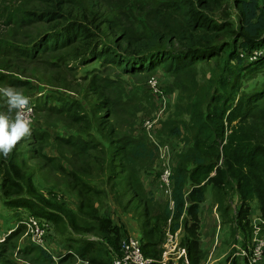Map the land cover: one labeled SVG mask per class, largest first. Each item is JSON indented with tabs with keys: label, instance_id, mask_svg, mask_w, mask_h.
I'll use <instances>...</instances> for the list:
<instances>
[{
	"label": "trees",
	"instance_id": "16d2710c",
	"mask_svg": "<svg viewBox=\"0 0 264 264\" xmlns=\"http://www.w3.org/2000/svg\"><path fill=\"white\" fill-rule=\"evenodd\" d=\"M0 20L12 30L35 31L20 43L0 37V54L3 49L10 50L18 59L33 64L77 60L78 79L95 98L89 111L78 94V98L69 94L75 92L64 83L56 87L66 93L47 91L38 105H34L37 113L68 121L72 134L55 135V143L69 146L84 158L97 146L101 147L98 153H102V161L96 170L107 173L104 187L114 183L109 193L101 192L95 188L96 182L86 178L94 171L95 156L91 170L83 167L77 172L58 167L67 175L80 200V212L85 213L92 195L103 193L121 204L128 199L121 209L124 213L133 211L138 220L141 252L154 261L161 258L168 219L171 218V230L175 231L182 218L181 246L185 257L188 256L189 264H199L205 258L198 234L200 207L211 190L217 215L223 223L233 225V235L239 233L247 242L251 232L249 218L254 210L251 203H256V210L264 219V2L24 0L16 4L0 0ZM200 64L210 67L212 74L207 85V101L198 95L196 76ZM159 72L171 77L172 89L178 92L176 113L187 118L178 122L185 133L174 126L169 132L161 131L158 137L159 142L172 139L183 142L172 169L173 210L167 203H159L151 190L140 184V173L145 169L143 159L153 161L157 157L156 146L136 128L138 116L152 106L151 97L136 84H132L129 92L122 86L126 77H150ZM18 74L29 78L24 72ZM0 78L7 79L16 89L36 87L30 81L1 74ZM249 82H253L251 87ZM116 89L120 92L114 99ZM146 100L144 107L142 102ZM121 104L127 107L128 121L126 132L119 135L112 120ZM31 129L32 138L40 141L53 134L47 128ZM39 147V155L54 164L56 157L44 155L42 146ZM13 150L7 157L0 154V171H5L0 177L2 191L6 185L14 190L23 189L9 176L8 167L15 157ZM6 197V206L27 209L54 226L66 221L74 230L83 229L57 204L29 197ZM131 204L134 205L130 209ZM94 222L106 245L100 239L90 241L72 234L65 241L75 244V253L88 259L89 264H110L111 254H119V240L126 238L128 232L112 218L100 217ZM7 243L1 244L0 249ZM35 248L42 259L51 258L40 247ZM230 264L239 263L232 259Z\"/></svg>",
	"mask_w": 264,
	"mask_h": 264
},
{
	"label": "rangeland",
	"instance_id": "374dc122",
	"mask_svg": "<svg viewBox=\"0 0 264 264\" xmlns=\"http://www.w3.org/2000/svg\"><path fill=\"white\" fill-rule=\"evenodd\" d=\"M9 1L16 2V4L24 2V0ZM259 2L261 4L264 0H259ZM34 33L35 31L30 28H15L12 30L11 28L2 25V21L0 20V37L7 38L9 42L20 43L25 37H31ZM3 34H7V36L4 37ZM47 62L48 61H40L33 64L23 59H18L10 50L4 51L3 49L0 54L1 75L7 78H18L30 81L36 86L31 88L25 86L17 89L25 96L31 98L30 104L33 108L31 128L35 127L39 128V130L47 128L53 132L50 138L45 141H40L39 138L33 139L32 135H30L29 137L23 138L14 147L13 151H15V157L13 158L11 165L8 167L10 173L9 176L15 178L23 189L14 190V187L11 188L6 185L3 191L0 190V245L5 244L6 241L8 242L3 249H0V264H79V262L88 261V259L79 257L75 253L77 246L72 244L69 240L65 241V238L68 237L69 234H72L79 237H86L90 241H98L100 239V242H102L101 244L106 245V240H102L100 234L96 231V225L94 222L96 218L100 217L112 218L115 222L125 225L126 228L128 227V229L129 227H135L138 230L137 235L140 238L138 220L134 217L133 211L129 210L127 213H124L121 209L128 199H125L122 204L116 203L113 202L114 200L112 201L113 198H111V196H105L103 193H100L99 195H92L89 197L90 200L87 201L89 207L86 209L85 213L79 211L81 208L80 206H82L80 205V200H78L76 192L73 191L71 182H68L66 178L67 175L63 174L58 167L64 166L68 169L72 168V170H76L77 172L83 167L87 170H91L93 168L92 162L95 156L94 171H92L91 174H87L86 178L92 183L96 182L97 185L95 188L101 192L106 190V192L109 193V187L114 183H110V185L104 187L107 173L97 172L96 170L97 165L102 161V153H98V150L101 149L100 146H97L96 150L91 151L88 158H84L79 153H75V150L69 146L55 143L53 141L55 135L72 134V130H69L70 126L68 125V121L64 118L47 115L46 113L35 112L34 105H38L45 93L53 90L60 92L63 91V89L56 86L64 83L74 90L75 93H69L71 96H76L78 98L79 95V99L82 104L85 105L87 110L90 111V106L95 104V98L85 90L83 81L78 79L80 74V64L77 60L66 61L60 59L54 61L53 65H50ZM211 66L213 67V65ZM20 71L24 72L26 74L24 76H28L29 78L20 76V74H18ZM211 75L210 67L203 64L198 65L196 80L198 82V95L201 100H208V97L205 96L208 94L207 85L208 80L211 79ZM151 77H154L156 80L155 90H152L148 86V81ZM7 81V79L0 78V88L11 86ZM132 84L145 88L148 91V95L151 97L150 101L152 106L146 107L148 100L142 102L143 106L149 111L138 116L139 125L138 127L136 126V128H139L140 132L145 136L147 141H150L153 134V140L159 142V133L161 131L163 132L164 129L169 132L174 126H178L181 132L185 133L182 125L178 124V122H183L187 118L185 115H178L176 113L178 92L172 89V79L168 74L159 72L150 77H126L125 81L122 82L124 91L129 92V90H131L130 88H132ZM249 85L251 87L253 82H249L248 86ZM63 92L66 93V91ZM119 92L120 91L117 89L113 91L112 97L117 99ZM138 104L139 103L137 102L135 106H138ZM0 113L9 114L6 98H4L2 94H0ZM100 116H102L101 113ZM145 120L149 121L150 124H154V127H152V133L147 134L142 130V122ZM127 121V107L121 104L115 111V117L112 120V124L115 125L119 135L126 132L125 124ZM159 144L168 147V153L166 156L170 157L169 164H171L173 169L176 163L175 158L183 148V142L180 139H172L167 140L166 142H159ZM40 145L42 146L41 149L43 150L42 152L44 155L56 157V162L54 164H52V162H46L39 155L38 150ZM157 158L158 155L153 161H150L148 158L143 159L142 164L145 169L140 173V184L145 190H151L155 199L160 201L159 203L168 204V200L163 198L159 192V177L163 165L156 162ZM4 172L5 171H0V177L5 175ZM114 190H118V188L115 187ZM7 195L11 196V198L29 197L33 200L41 199L52 204H57L65 208L70 214L69 219L75 220L74 222L80 227H83V229L82 231L74 230L71 226H67L66 221L64 224L59 223L54 226L50 222L36 218L27 209L6 206L4 202ZM204 203L213 204L211 190L207 191L206 201ZM204 203L202 206H204ZM133 205L134 204H131L130 209ZM202 206L200 208H202ZM251 206L254 209L253 213L255 214V218L259 219V217H257L258 212L256 210V203H251ZM84 210L85 209L83 208V211ZM217 216L220 221L219 229H216L214 221L211 222L207 229L209 241L202 243V248L206 252L211 251V249L217 245V248L213 250V255L211 256L209 264H224V259L227 257L226 254L230 250H236L235 245L237 244V240L236 235H233L232 233L233 225L227 222L223 223L220 216ZM252 217L253 215L249 218L251 227V232L248 237L249 239H247L249 245L252 244L254 237L253 226L251 225V222L253 221ZM30 218H34L40 226L44 228L45 233H43L42 243L39 245L37 239L33 238L32 234L27 229L26 222ZM181 220L179 221L180 225ZM259 225L261 228V237L264 238V220ZM202 230L203 228L201 229V232ZM126 238L121 241L119 240V249ZM183 239L184 234H182V237L181 235L179 237L180 248H183L181 246ZM31 246H34V248H28ZM35 247H40L49 254L51 258L49 260L42 259ZM162 250H164L163 247ZM21 252H24V254ZM111 255L112 260L113 256L117 254L112 253ZM68 256L69 258H67ZM63 259L64 261H62Z\"/></svg>",
	"mask_w": 264,
	"mask_h": 264
},
{
	"label": "built area",
	"instance_id": "2783aa9c",
	"mask_svg": "<svg viewBox=\"0 0 264 264\" xmlns=\"http://www.w3.org/2000/svg\"><path fill=\"white\" fill-rule=\"evenodd\" d=\"M156 80L154 77H151L148 81V86L155 90ZM33 114V112H32ZM31 114V116H32ZM142 129L145 133H152V127L154 124H150L149 121L145 120L142 122ZM150 141L157 148L158 158L157 163L162 164L163 168L160 172L159 182V192L163 198L168 200V205L170 210H173V202L171 200V191H172V167L170 162V157L166 156L168 153V147L166 145H160L153 140V134ZM167 150V151H166ZM260 216V215H259ZM257 216V217H259ZM253 221L251 225L253 226V240L252 244L246 251H239V256L246 260L247 264H263L264 260V238L261 237L260 225L262 223L261 216L259 219L252 217ZM182 219V218H181ZM27 229L32 234L33 238L37 239L38 245L42 243V235L45 233L44 228L34 219L30 218L26 222ZM167 231L164 233V243L162 245L163 249L161 253V258L159 261H154L143 256L141 252V241L140 238L134 236H128L125 241L122 242L119 249V254L113 256L111 264H171V258L175 254H179V258L183 259L184 263L187 264L185 257V250L179 246V237L181 235V225L174 232L171 230V218L168 219ZM79 264H89L88 261L79 262Z\"/></svg>",
	"mask_w": 264,
	"mask_h": 264
},
{
	"label": "clouds",
	"instance_id": "9594fccd",
	"mask_svg": "<svg viewBox=\"0 0 264 264\" xmlns=\"http://www.w3.org/2000/svg\"><path fill=\"white\" fill-rule=\"evenodd\" d=\"M6 98L8 113H0V154L7 157L23 138L31 135V98L8 86L0 88Z\"/></svg>",
	"mask_w": 264,
	"mask_h": 264
},
{
	"label": "crops",
	"instance_id": "0c3cea01",
	"mask_svg": "<svg viewBox=\"0 0 264 264\" xmlns=\"http://www.w3.org/2000/svg\"><path fill=\"white\" fill-rule=\"evenodd\" d=\"M251 215L254 216L255 214L252 212ZM257 215L259 216V213H257ZM213 221L216 224V229H219L220 221H219L218 216L216 215V206L214 204L204 203V206H202V208H200L199 231H198L199 240H200L199 241L200 242V247H201L202 250H203L202 243L209 241V237L207 236V229H208L210 223L213 222ZM202 228H203V230L201 232ZM126 230L128 232V236H134V237H138L139 238V236L137 235L138 234V230L135 227H132V228L129 227V229L127 227ZM166 231H167V227L165 226L164 231H163V237H164V233ZM182 234H183V229L181 228V237H182ZM236 240H237V242H236L237 244L235 245L236 250L235 251L230 250L226 254L227 257L224 259V262H225L224 264H230V261L232 259H236L239 264H247L246 260L239 256V251L240 250L241 251H246L249 248L250 245L248 244V242L243 240L242 236L239 233H236ZM216 246H214L213 249H211V251H207L206 252V251L203 250L204 253H205V258L199 264H209L211 256L213 255V250H215L217 248ZM178 255L179 254L177 253L174 256H172L171 264H184L183 259L179 258ZM186 259H187V263L189 264L188 256L186 257ZM263 264H264V262H263Z\"/></svg>",
	"mask_w": 264,
	"mask_h": 264
}]
</instances>
